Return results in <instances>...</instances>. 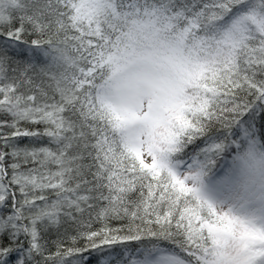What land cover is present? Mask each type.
I'll return each mask as SVG.
<instances>
[{
    "label": "snow or ice",
    "instance_id": "obj_1",
    "mask_svg": "<svg viewBox=\"0 0 264 264\" xmlns=\"http://www.w3.org/2000/svg\"><path fill=\"white\" fill-rule=\"evenodd\" d=\"M0 39L53 55L36 72L0 54V264L161 240L179 249L162 264H264V213L170 159L264 103V0H0ZM67 221L73 246L50 252L42 233Z\"/></svg>",
    "mask_w": 264,
    "mask_h": 264
},
{
    "label": "trees",
    "instance_id": "obj_2",
    "mask_svg": "<svg viewBox=\"0 0 264 264\" xmlns=\"http://www.w3.org/2000/svg\"><path fill=\"white\" fill-rule=\"evenodd\" d=\"M0 54H6L11 57V60L18 65L30 64L36 72L53 63V55L49 49L40 48L34 51L32 45L24 44L20 46L2 39H0ZM0 119L10 118L0 114ZM22 126L32 127L31 125ZM40 128L42 130L43 126H40ZM210 141H224L226 146L223 151L206 152L204 147L209 145ZM41 143L47 144L48 141L45 138ZM20 145L31 146L28 139H22ZM244 147L249 151L264 148V103L258 102L251 111L241 114L239 119L231 125L230 131L215 125L207 135L198 137L194 143H190L187 147L182 148L180 152L174 153L170 159L183 158L185 164L190 163L189 165L194 168L201 165V170L206 172V175L203 176L205 183L211 184L221 177H227L225 173L229 171V165ZM213 160L215 161L214 164L211 163ZM45 194L50 199H55L51 193ZM0 214H6V212L0 209ZM86 218L87 214L84 216V219ZM124 223H127V221H109L111 227H118ZM102 226L101 221H95L92 225V230H97ZM77 234V226L70 221L64 222L58 229L55 227L48 228L46 232L42 233L50 252H55L56 248L53 241L58 238H63L65 246H73L68 237L76 236ZM84 243L85 241L78 240L75 246L83 247ZM177 253H179V249L167 240H161L158 244L147 246L139 241H128L123 245H115L100 252H87L84 256L87 257L86 264H156L162 256Z\"/></svg>",
    "mask_w": 264,
    "mask_h": 264
},
{
    "label": "clouds",
    "instance_id": "obj_3",
    "mask_svg": "<svg viewBox=\"0 0 264 264\" xmlns=\"http://www.w3.org/2000/svg\"><path fill=\"white\" fill-rule=\"evenodd\" d=\"M224 196L251 208L264 207V148H242L229 165Z\"/></svg>",
    "mask_w": 264,
    "mask_h": 264
},
{
    "label": "rangeland",
    "instance_id": "obj_4",
    "mask_svg": "<svg viewBox=\"0 0 264 264\" xmlns=\"http://www.w3.org/2000/svg\"><path fill=\"white\" fill-rule=\"evenodd\" d=\"M210 146V145H209ZM203 150V148H202ZM204 150L207 152L208 150L206 149V147H204ZM178 158H176L175 160H177ZM180 161H183V158L178 159ZM146 163H150L151 162V158L150 157H146L145 160ZM190 164V163H188ZM201 165L196 166L195 168L197 170H201ZM202 181H203V187H204V191L207 194V196H209L210 198H212L213 200L216 201H221L223 203H225L226 205H231L233 207H235L238 211L240 212H244V213H248V214H261L264 213V207H259V208H251L248 204H238L236 202L231 201V198L225 197L224 196V191L225 188L228 185V177H221L215 181H213V183L211 184H206L203 177H202ZM156 264H162V261L156 263Z\"/></svg>",
    "mask_w": 264,
    "mask_h": 264
}]
</instances>
